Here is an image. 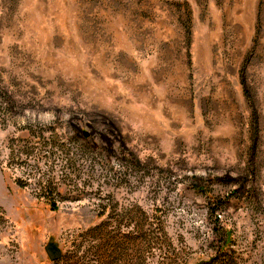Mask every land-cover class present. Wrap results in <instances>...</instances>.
<instances>
[{
    "label": "rangeland",
    "instance_id": "rangeland-1",
    "mask_svg": "<svg viewBox=\"0 0 264 264\" xmlns=\"http://www.w3.org/2000/svg\"><path fill=\"white\" fill-rule=\"evenodd\" d=\"M0 264H264V0H0Z\"/></svg>",
    "mask_w": 264,
    "mask_h": 264
},
{
    "label": "water",
    "instance_id": "water-1",
    "mask_svg": "<svg viewBox=\"0 0 264 264\" xmlns=\"http://www.w3.org/2000/svg\"><path fill=\"white\" fill-rule=\"evenodd\" d=\"M45 253L50 261L58 260L61 257V252L56 243H48L45 248Z\"/></svg>",
    "mask_w": 264,
    "mask_h": 264
}]
</instances>
